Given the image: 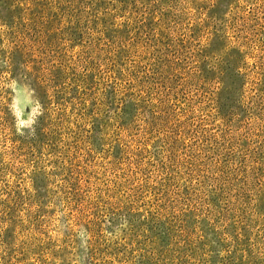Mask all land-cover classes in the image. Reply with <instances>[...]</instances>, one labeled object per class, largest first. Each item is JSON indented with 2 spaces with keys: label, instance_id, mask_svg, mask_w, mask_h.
Listing matches in <instances>:
<instances>
[{
  "label": "rangeland",
  "instance_id": "rangeland-1",
  "mask_svg": "<svg viewBox=\"0 0 264 264\" xmlns=\"http://www.w3.org/2000/svg\"><path fill=\"white\" fill-rule=\"evenodd\" d=\"M0 264H264V0H0Z\"/></svg>",
  "mask_w": 264,
  "mask_h": 264
},
{
  "label": "trees",
  "instance_id": "trees-1",
  "mask_svg": "<svg viewBox=\"0 0 264 264\" xmlns=\"http://www.w3.org/2000/svg\"><path fill=\"white\" fill-rule=\"evenodd\" d=\"M247 56L250 57V58H251V57H254V58L256 57V55H255L253 52H251V53H249V54L247 53ZM255 65H256V67H257L258 63H256ZM113 73H115V72H113V70H112V72H111L110 74H108V77H109V78H112V79H115V78H114V75H112ZM121 129H125L124 126H121ZM125 145H126L125 148L131 149L130 144H125ZM145 151H148L147 148L145 149ZM123 183H124L123 180H121L120 184H123ZM196 183H197L198 185H199V184L202 185V182H201L200 180L197 181ZM78 185H80V181H77V182L75 183V187H76V188H79ZM157 196L159 197V199L161 198V197H160V194H158ZM108 207L111 208V203H110V202H109V203H105V204L102 203V208L109 209ZM164 207H165V208H168L169 205L167 204V206H164ZM207 209H208V208H207ZM106 211H107V210H106ZM106 211L104 210V212H106ZM100 213H101V212H100ZM102 213H103V211H102ZM16 214H17V217H20V216H21V215L19 216L18 213H16ZM3 215H4V216H3V219H4V218H6V217L8 216V213L5 212ZM105 215H106V213H105V214H104V213H103V214H99V215L97 214L96 217H97L98 220H102V218H103ZM8 221H9V220H8ZM8 221H6V222L8 223ZM90 222H91V221H89L88 223H90ZM90 233H91V237H90V238H91V239L95 238V235H96V234H95V232H94L93 230H91V228H90ZM109 253H110L109 258L112 257L113 260H115L116 257H119V256H116V255H115V256H112L113 254H112L111 252H109ZM106 262H107V261H106Z\"/></svg>",
  "mask_w": 264,
  "mask_h": 264
}]
</instances>
